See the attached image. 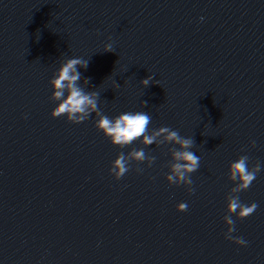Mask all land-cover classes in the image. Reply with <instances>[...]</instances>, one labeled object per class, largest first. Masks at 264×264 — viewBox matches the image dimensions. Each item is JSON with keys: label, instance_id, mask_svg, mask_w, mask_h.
<instances>
[{"label": "water", "instance_id": "95a60500", "mask_svg": "<svg viewBox=\"0 0 264 264\" xmlns=\"http://www.w3.org/2000/svg\"><path fill=\"white\" fill-rule=\"evenodd\" d=\"M0 264H264V0H0Z\"/></svg>", "mask_w": 264, "mask_h": 264}]
</instances>
